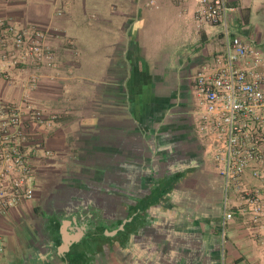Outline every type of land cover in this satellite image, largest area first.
<instances>
[{
    "label": "crops",
    "instance_id": "1",
    "mask_svg": "<svg viewBox=\"0 0 264 264\" xmlns=\"http://www.w3.org/2000/svg\"><path fill=\"white\" fill-rule=\"evenodd\" d=\"M227 6L229 34L260 52L264 93V0ZM195 8L0 0V18L41 30L54 53L0 80V101L57 114L30 128L49 155L33 199L0 215V264H264V227L233 191L222 224L223 180L191 130L193 77L223 47V28L196 21Z\"/></svg>",
    "mask_w": 264,
    "mask_h": 264
},
{
    "label": "built area",
    "instance_id": "2",
    "mask_svg": "<svg viewBox=\"0 0 264 264\" xmlns=\"http://www.w3.org/2000/svg\"><path fill=\"white\" fill-rule=\"evenodd\" d=\"M198 22L223 28V47L213 63L193 77L195 103L193 124L203 153L223 180L222 224L232 219L227 192L232 188L241 204L239 212L264 227V193L248 187L244 175L264 182V93L260 52L239 36L228 32V0H195ZM46 36L33 26L17 27L0 18V80H9L19 64L25 67L51 65L54 53ZM32 85L35 75L30 77ZM55 112L19 102L0 101V215L34 197L35 179L48 157L37 153L42 141L31 136L33 125H45Z\"/></svg>",
    "mask_w": 264,
    "mask_h": 264
},
{
    "label": "rangeland",
    "instance_id": "3",
    "mask_svg": "<svg viewBox=\"0 0 264 264\" xmlns=\"http://www.w3.org/2000/svg\"><path fill=\"white\" fill-rule=\"evenodd\" d=\"M232 190H233L232 188H229V189H228V192H227V198L230 197V194H231ZM228 207H229V203H228Z\"/></svg>",
    "mask_w": 264,
    "mask_h": 264
},
{
    "label": "flooded vegetation",
    "instance_id": "4",
    "mask_svg": "<svg viewBox=\"0 0 264 264\" xmlns=\"http://www.w3.org/2000/svg\"><path fill=\"white\" fill-rule=\"evenodd\" d=\"M192 125H191V130H192V132H193V134H195V132H194V124H193V118H192ZM195 137H196V135H195ZM196 139H197V137H196Z\"/></svg>",
    "mask_w": 264,
    "mask_h": 264
},
{
    "label": "trees",
    "instance_id": "5",
    "mask_svg": "<svg viewBox=\"0 0 264 264\" xmlns=\"http://www.w3.org/2000/svg\"><path fill=\"white\" fill-rule=\"evenodd\" d=\"M172 185V184H171Z\"/></svg>",
    "mask_w": 264,
    "mask_h": 264
}]
</instances>
